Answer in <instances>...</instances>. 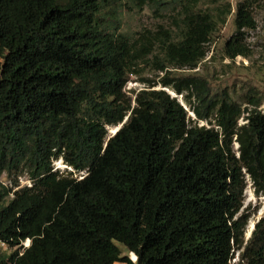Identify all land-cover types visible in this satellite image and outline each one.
<instances>
[{"label":"trees","instance_id":"obj_1","mask_svg":"<svg viewBox=\"0 0 264 264\" xmlns=\"http://www.w3.org/2000/svg\"><path fill=\"white\" fill-rule=\"evenodd\" d=\"M128 1L180 7L175 28L133 40L122 0H0V175L15 176L0 179V238L32 239L0 264H111L127 259L118 243L139 264H231L235 250L264 264V218L245 243L242 213L248 178L264 194L260 102L243 108L197 71L178 73L206 58L230 2ZM258 1L237 4L227 57L248 55ZM142 62L158 75L133 99L125 86ZM59 158L72 169L54 170Z\"/></svg>","mask_w":264,"mask_h":264},{"label":"rangeland","instance_id":"obj_2","mask_svg":"<svg viewBox=\"0 0 264 264\" xmlns=\"http://www.w3.org/2000/svg\"><path fill=\"white\" fill-rule=\"evenodd\" d=\"M243 0H223L221 3H215L213 0L207 1L200 5L203 9L215 8L216 5H225L230 2L232 13L227 16L224 24L220 26L214 33L210 50L204 60L201 61L195 70L178 69L180 74H189L197 71L199 75L208 79L213 93H221L227 90L231 98L242 105L243 108H255L247 101L249 98L259 100L258 109L264 111V0H259L253 6L254 16L257 22L255 29L248 30L244 42L249 47L247 56L239 55L235 59H231L225 55L224 48L226 42L233 36L235 32L234 17L237 4ZM160 6L149 4L144 6H136L128 0H122L119 8L120 18L122 21V31L126 32L133 40L141 38L142 34L149 31H157L160 26L165 28H175L174 21L179 17L178 11L180 7ZM158 72L153 66L144 62L140 63L139 71L132 73L129 81L125 86L126 94L134 99L135 94L146 86V79H156ZM156 88H161L158 85ZM172 95H177L169 89ZM179 100L189 109L184 98L179 96ZM134 105L135 102L133 101ZM192 118H195L193 112L189 111ZM243 116L239 119V125L246 122ZM206 123L204 121L201 122ZM109 133L115 131V126H108ZM235 149L238 143H235ZM54 170L61 172L70 171L72 168L66 162L59 158L53 161ZM86 174L85 171L76 173L75 176L82 178ZM0 179L5 184L14 182L15 176H8L6 173L0 175ZM20 186L31 185V180L26 174L18 177ZM11 197V196H10ZM243 210L242 213L248 215V221L244 228L245 243L251 238L254 229L259 221L264 218V194L257 193L248 178V184L243 192ZM264 229V223L261 226ZM122 252L126 253V247L118 243ZM238 250L231 259V264H240L237 262Z\"/></svg>","mask_w":264,"mask_h":264},{"label":"built area","instance_id":"obj_3","mask_svg":"<svg viewBox=\"0 0 264 264\" xmlns=\"http://www.w3.org/2000/svg\"><path fill=\"white\" fill-rule=\"evenodd\" d=\"M2 61L3 60L0 56V73H1ZM31 243H32V239L26 238L24 240H21L19 243L12 245L9 241L0 238V251L12 252L14 250H18V256H21L31 246ZM123 256H127V259L115 260L111 264H139V258L135 251L132 250L127 251L126 253L123 254ZM238 259L239 258L237 257V262ZM240 264H245V263L241 262Z\"/></svg>","mask_w":264,"mask_h":264},{"label":"water","instance_id":"obj_4","mask_svg":"<svg viewBox=\"0 0 264 264\" xmlns=\"http://www.w3.org/2000/svg\"><path fill=\"white\" fill-rule=\"evenodd\" d=\"M175 96H177V95H175ZM127 120H128V116L125 118V120H124L119 126H115V131H113V134H115V132H116L117 130H119V129L124 125V123H125Z\"/></svg>","mask_w":264,"mask_h":264},{"label":"clouds","instance_id":"obj_5","mask_svg":"<svg viewBox=\"0 0 264 264\" xmlns=\"http://www.w3.org/2000/svg\"><path fill=\"white\" fill-rule=\"evenodd\" d=\"M119 126V125H118ZM116 133V132H115ZM113 134V133H112ZM238 255V263H241L242 261H241V258H240V256H239V254H237Z\"/></svg>","mask_w":264,"mask_h":264}]
</instances>
